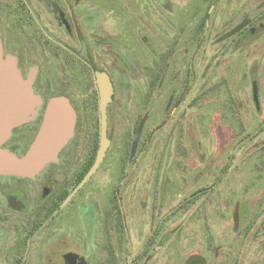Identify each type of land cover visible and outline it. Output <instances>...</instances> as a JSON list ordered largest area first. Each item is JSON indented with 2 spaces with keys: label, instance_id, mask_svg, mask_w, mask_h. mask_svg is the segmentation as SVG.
<instances>
[{
  "label": "flooded vegetation",
  "instance_id": "obj_1",
  "mask_svg": "<svg viewBox=\"0 0 264 264\" xmlns=\"http://www.w3.org/2000/svg\"><path fill=\"white\" fill-rule=\"evenodd\" d=\"M138 1L145 23L122 29L114 0H0L4 53L17 58L23 77H32L44 99L39 115L15 127L3 146L25 154L55 95L67 96L77 112L74 135L56 160L33 177L0 174V264H137L158 242L168 217L161 213L157 222L152 213L144 236L132 221L135 197L127 191L137 189L138 167L151 145L155 100L164 97L160 115L173 116L200 81L203 20L200 0L191 17L182 0ZM177 11L182 16L176 20ZM240 31L246 40L249 32ZM98 73L110 77L114 90L107 105L109 144L97 170L73 194L101 147ZM143 81V93L123 95V88ZM161 247L157 243L155 251ZM193 260L204 263L199 256Z\"/></svg>",
  "mask_w": 264,
  "mask_h": 264
},
{
  "label": "rangeland",
  "instance_id": "obj_2",
  "mask_svg": "<svg viewBox=\"0 0 264 264\" xmlns=\"http://www.w3.org/2000/svg\"><path fill=\"white\" fill-rule=\"evenodd\" d=\"M114 1L120 28L144 22L138 0ZM182 2L191 17L199 0ZM200 2V81L173 116L160 115L164 97L155 100L151 145L137 189L127 191L135 197L132 221L144 236L152 213L157 222L161 213L168 217L150 257L137 264H200L195 256L201 264H264V0ZM240 29L249 32L246 40ZM130 88L123 95L138 96L144 81ZM157 243L163 247L155 251Z\"/></svg>",
  "mask_w": 264,
  "mask_h": 264
},
{
  "label": "water",
  "instance_id": "obj_3",
  "mask_svg": "<svg viewBox=\"0 0 264 264\" xmlns=\"http://www.w3.org/2000/svg\"><path fill=\"white\" fill-rule=\"evenodd\" d=\"M97 76L101 97V147L95 164L73 194L97 170L109 144L106 131L107 105L112 101L114 90L107 74L98 73ZM254 92L255 100L258 102L256 85ZM43 105L44 99L34 91L32 77L24 78L18 67L17 58L11 54L5 55L0 29V174L23 177L37 175L58 158L60 151L73 137L77 112L67 96L55 95L46 102L40 131L25 154L18 155L3 146L13 129L35 119Z\"/></svg>",
  "mask_w": 264,
  "mask_h": 264
},
{
  "label": "trees",
  "instance_id": "obj_4",
  "mask_svg": "<svg viewBox=\"0 0 264 264\" xmlns=\"http://www.w3.org/2000/svg\"><path fill=\"white\" fill-rule=\"evenodd\" d=\"M205 23V20L203 21V24Z\"/></svg>",
  "mask_w": 264,
  "mask_h": 264
}]
</instances>
